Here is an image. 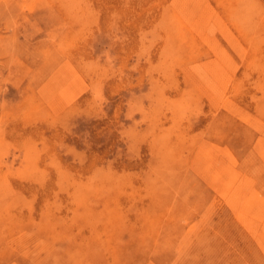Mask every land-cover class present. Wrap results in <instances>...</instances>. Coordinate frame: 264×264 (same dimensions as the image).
Here are the masks:
<instances>
[{
	"label": "rangeland",
	"instance_id": "rangeland-1",
	"mask_svg": "<svg viewBox=\"0 0 264 264\" xmlns=\"http://www.w3.org/2000/svg\"><path fill=\"white\" fill-rule=\"evenodd\" d=\"M0 60V264H264V0H0Z\"/></svg>",
	"mask_w": 264,
	"mask_h": 264
},
{
	"label": "bare ground",
	"instance_id": "bare-ground-1",
	"mask_svg": "<svg viewBox=\"0 0 264 264\" xmlns=\"http://www.w3.org/2000/svg\"><path fill=\"white\" fill-rule=\"evenodd\" d=\"M184 2H185V1H184ZM186 3H187V2H186ZM207 3H208V1H207ZM85 5H86V4H85ZM24 6H25V5H24ZM81 6H82V5H81ZM249 6H250V5H249ZM175 7H176V6H175ZM246 7H248V6H246ZM37 11H38V10H37ZM37 11H36V12H37ZM180 13H181V12H180ZM204 14H205V13H204ZM215 15H217L216 12H215ZM217 16H218V15H217ZM91 17H92V16H91ZM215 17H216V16H215ZM219 17H220V16H219ZM254 18H255V17H254ZM213 19H214V17H213ZM218 19H219V18H218ZM215 20H216V19H215ZM215 20H214V22H216L217 25H218L217 20H216V21H215ZM221 20H222V19H221ZM171 21H172V20H170V22H171ZM197 21H198V20H197ZM219 21H220V20H219ZM222 21H223V20H222ZM222 21H221V23H223ZM234 21H235V20H234ZM248 21H250V20H248ZM95 22H96V21H95ZM243 22H244V21H243ZM243 22H242V23H243ZM13 23H14V22H13ZM193 23H194V21H193ZM212 23H213V22H212ZM221 23H220V24H221ZM236 23H237V22H236ZM20 24H21V23H20ZM28 24H29V23H28ZM172 24H173V22H172ZM214 24H215V23H214ZM224 24H225V22H224ZM191 25H192V24H191ZM215 27H216V26H215ZM219 27H220V25H219ZM219 27H218V28H219ZM237 27L242 28V25L239 24V26H236V28H237ZM202 28H204V27H202ZM227 28H228V27H227ZM243 28H244V27H243ZM176 29H177V27H176ZM20 30H21V29H20ZM224 30H226V29H224ZM224 30H222V31H224ZM228 30H229V29H227L226 32H229ZM222 31H221V34H223ZM250 31H252V29H250ZM118 32H119V31H118ZM123 32H124V31H123ZM140 32H141V31H140ZM200 32H201V31H200ZM205 32H206V31H205ZM219 32H220V31H219ZM229 33H231V32H229ZM226 34H227V33H226ZM198 35H199V33H198ZM231 35H232V34H231ZM148 36H149V35H148ZM222 36H223V35H222ZM222 36H221V37H222ZM229 36H230V34H229ZM20 37H21V36H20ZM226 37H228V36L226 35ZM232 38H233V37H232ZM235 39H236V38H235ZM145 40H148V39H145ZM232 40H233V39H232ZM237 40H238V39H237ZM224 41H225V40H224ZM238 41H239V40H238ZM145 42H146V41H145ZM227 42H228V41H227ZM231 42H232V41H231ZM239 42H240V41H239ZM239 42H238V43H239ZM228 43H229V42H228ZM238 43H237V44H238ZM149 44H150V43H149ZM235 45H236V44H235ZM235 45H234V46H235ZM238 45H239V44H238ZM229 46H230V45H229ZM234 46L232 45L231 47H234ZM240 46H241V45H240ZM236 47H237V46H235V48H236ZM241 47H242V46H241ZM237 48H238V47H237ZM240 49H243V47L240 48ZM238 50H239V49H238ZM236 51H237V50H236ZM241 51H243V50H241ZM244 52H245V51H244ZM174 54H175V53H174ZM237 54H239V53H237ZM240 54H241V53H240ZM240 54H239V55H240ZM23 56H24V55H23ZM202 56H203V55H202ZM51 57H52V56H51ZM237 57H238V56H237ZM16 58L18 59V57H16ZM28 58H29V57H28ZM164 58H165V57H164ZM238 58H239V57H238ZM204 59H205V58H204ZM241 59H242V58H241ZM13 60H14V59H13ZM19 60H20V59H19ZM66 60H67V59H66ZM101 60H102V59H101ZM214 60H215V59H214ZM0 61H2V60H0ZM20 61H21V60H20ZM209 61H210V60H209ZM211 61H213V60H211ZM15 62L17 63V61H15ZM62 62H63V61H62ZM206 62H207V61H206ZM12 63L14 64V61H13ZM18 63H20V62H18ZM63 63H65V62H63ZM68 63H69V62H68ZM214 63H215V62H214ZM206 64H207V63H206ZM67 65H68V64H67ZM67 65H66V66H67ZM70 65H71V63H70ZM201 65H202V64H201ZM212 65H213V64H212ZM254 65H255V64H254ZM207 66H208V65H207ZM207 66H206V67H207ZM26 67H27V66H26ZM87 67H88V66H87ZM187 67H188V66H187ZM203 67H204V66H203ZM208 67H209V66H208ZM211 67H213V66H211ZM211 67H210V68H211ZM219 67H220V66H219ZM246 67H247V66H246ZM89 68H91V67H89ZM180 68H181V67H180ZM213 68H214V67H213ZM221 68H222V67H221ZM247 68H249V67H247ZM27 69H28V68H27ZM56 69H57V68H56ZM59 69H60V68H59ZM59 69H58V71H59ZM73 69H74V68H73ZM8 70H10V69H8ZM29 70H30V68H29ZM29 70H26L27 73H29V72H28ZM60 70H61V69H60ZM62 70H63V69H62ZM62 70H61V71H62ZM74 70H75V69H74ZM74 70H73V72H74ZM185 70H186V69H185ZM210 70H211V69H210ZM216 70H217V69H216ZM63 71H64V70H63ZM223 71H224V70H223ZM223 71H222V72H223ZM190 72H191V71H190ZM219 72H220V71H219ZM225 72H226V71H225ZM11 73H12V72H11ZM18 73H19V72H18ZM24 73H25V71H24ZM63 73H64V72H63ZM67 73H68V74L70 73L69 70H68ZM76 73H77V72H75V74H76ZM180 73H181V71H180ZM52 74H53V73H52ZM54 74H56V73H54ZM57 74H58V73H57ZM70 74H71V73H70ZM78 74H79V73H78ZM211 74H212V73H211ZM225 74H226V73H225ZM247 74H248V73H247ZM14 75H15V74H14ZM20 75H21V74H20ZM59 75H61V74H59ZM76 75H77V74H76ZM76 75H74V76H76ZM182 75H183V74H182ZM22 76H23V75H22ZM57 76H58V75H57ZM66 76H67V75H66ZM80 76H81V75H80ZM16 77H17V76H16ZM20 77H21V76H20ZM61 77H62V76H61ZM61 77H58V78H61ZM63 77H64V76H63ZM195 77H196V76H195ZM245 77H247V75H246ZM249 77H250V75H249ZM73 78H74V77H73ZM81 78H82V77H81ZM210 78H211V77H210ZM22 79H23V77H22ZM24 79H25V78H24ZM53 79H54V78H53ZM55 79H56V78H55ZM221 79H222V78H221ZM229 79H230V78H229ZM5 80H6V79H5ZM59 80H60V79H59ZM66 80H67V79H66ZM72 80H73V79H72ZM80 80H81V79H80ZM83 80H84V79H83ZM83 80H81V81L83 82ZM192 80H193V79H192ZM7 81H8V80H7ZM7 81H5V82H7ZM46 81H47V80H46ZM46 81H45V82H46ZM69 81H70V79H69ZM81 81H80V82H81ZM218 81H219V80H218ZM11 83H12V82H11ZM13 83H14V82H13ZM48 84H49V83H48ZM68 84H69V83H68ZM228 84H229V83H228ZM230 84H231V83H230ZM250 84H251V82H250ZM252 84H253V83H252ZM8 85H9V84H8ZM69 86H70V85H69ZM124 86H125V85H124ZM199 86H200V85H199ZM254 86H255V85H254ZM201 87H202V86H201ZM9 88H10V87H9ZM227 88H228V87H227ZM227 88H226V89H227ZM40 89H41V88H40ZM61 89H62V88H61ZM71 89H72V87H71ZM199 89H200V88H199ZM201 89H202V88H201ZM203 89H204V88H203ZM213 89H214V87H213ZM260 89H262V88H260ZM87 90H88V89H87ZM263 90H264V89H263ZM263 90H261V91H263ZM70 91H71V90H70ZM74 91H75V90H74ZM213 91H214V90H213ZM8 92H9V91H8ZM8 92H7V93H8ZM10 92H11V91H10ZM36 92H37V91H36ZM43 92H44V91H43ZM57 92H59V91H57ZM92 92H93V91H92ZM215 92H216V90H215ZM222 92H223V91H222ZM45 93H46V92H45ZM53 93H54V92H53ZM65 93H66V92H65ZM217 93H218V91H217ZM52 95H53V94H52ZM57 95H58V94H57ZM63 95H64V94H63ZM71 95H72V94H71ZM38 96H39V94H38ZM54 96H55V95H54ZM54 96H52V98H53ZM80 96H81V95H80ZM219 96H220V94H219ZM52 98H51V99H52ZM55 98H58V97L55 96ZM55 98H54V100H55ZM226 98H227V97H226ZM42 100H43V99H42ZM56 100H57V99H56ZM59 100H60V99H59ZM59 100H57V101H59ZM225 100H226V99H225ZM43 101H44V100H43ZM45 101H46V100H45ZM61 101H63V100H61ZM74 101H75V100H74ZM107 102H108V101H107ZM72 103H73V102H72ZM46 104H49V103H46ZM57 104H58V103H57ZM125 104H126V103H125ZM173 104H174V103H173ZM214 104H215V103H214ZM219 104L221 105V103H219ZM24 105H25V104H24ZM58 105H59V104H58ZM61 105H64V104H61ZM93 105H95V104H93ZM217 105H218V104H217ZM69 106H70V104H69ZM212 106H213V104H212ZM47 107H48V105H47ZM63 107H64V106H63ZM48 108H49V107H48ZM58 108L60 109V105H59ZM61 108H62V107H61ZM64 108H65V107H64ZM202 108H203V107H202ZM66 109H68V107H67ZM214 109H215V108H214ZM55 110H57V109H55ZM55 110H53L54 113H55ZM60 110H61V109H60ZM51 111H52V110H51ZM64 111H65V110H64ZM28 112H29V111H28ZM56 112H57V111H56ZM61 112H62V111H61ZM26 113H27V112H26ZM54 113H53V114H54ZM136 113H137V112H136ZM49 114H50V113H49ZM55 114H56V113H55ZM198 114H199V113H198ZM22 115H23V114H22ZM135 115H136V114H135ZM207 115H208V114H207ZM55 116H56V115H55ZM28 117H29V115H28ZM92 117H93V116H92ZM131 117H132V116H131ZM97 118H98V117H97ZM105 118H106V117H105ZM20 119H21V118H20ZM99 119H100V118H99ZM128 120H130V119H128ZM139 122H141V121H139ZM89 124H90V123H89ZM76 126H77V125H76ZM137 126H138V125H137ZM31 127H33V126H31ZM138 127H139V126H138ZM234 127H235V126H234ZM249 128H250V127H249ZM249 128H248V129H249ZM42 131H43V130H42ZM48 131H49V130H48ZM64 131H65V130H64ZM248 131H249V130H248ZM251 131H252V130H251ZM246 132H247V128H246ZM95 133H96V132H95ZM54 134H55V133H54ZM93 134H94V133H93ZM250 134H251V133H250ZM253 134H255V133H253ZM52 136H53V135H52ZM193 136H194V135H193ZM260 136H261V135H260ZM39 137H40V136H39ZM41 137H42V135H41ZM101 137H102V136H101ZM71 138H72V137H71ZM257 138H258V137H257ZM168 139H169V138H168ZM120 140H121V139H120ZM129 140H130V139H129ZM202 140H203V139H202ZM249 140H250V139H249ZM22 141H23V140H22ZM24 141H25V140H24ZM79 141H80V140H79ZM248 142H249V141H248ZM251 142H252V141H251ZM260 142H261V141H260ZM36 143H37V142H36ZM22 144H23V143H22ZM37 145H38V144H37ZM119 145H120V144H119ZM225 145H226V144H225ZM248 145H250V144H248ZM136 146H137V145H136ZM263 146H264V145H263ZM243 147H244V146H243ZM247 147H248V146H247ZM247 147H246V148H247ZM250 147H251V146H250ZM79 149H80V148H79ZM89 149H90V148H89ZM248 149H249V147H248ZM252 149H253V147H252ZM254 149H255V148H254ZM261 149H263V148L261 147ZM205 150H206V149H205ZM212 150H213V149H212ZM245 151H246V150H245ZM249 151H250V150H249ZM258 151H259V150H258ZM196 152H197V151H196ZM215 152H216V151H215ZM256 152H257V151H256ZM259 152H260V151H259ZM43 153H44V152H43ZM246 153H247V152H246ZM263 153H264V152H263ZM259 154H260V153H258V155H259ZM261 154H262V153H261ZM244 155H245V154H244ZM262 155H263V154H262ZM48 156H49V155H48ZM242 156H243V155H242ZM120 157H121V156H120ZM262 157H263V156H262ZM93 158H94V157H93ZM93 158H91V159H93ZM163 158H164V157H163ZM75 159H76V157H75ZM117 159H118V158H117ZM200 159H201V158H200ZM220 159H221V158H220ZM133 160H134V159H133ZM241 160H242V159H241ZM16 161H17V160H16ZM123 161H124V160H123ZM125 161H126V160H125ZM22 162H23V161H22ZM104 162H105V161H104ZM240 162H241V161H240ZM49 163H50V162H49ZM51 167H52V166H51ZM136 167H137V166H136ZM128 169H129V168H128ZM2 170H3V169H2ZM157 170H158V169H157ZM198 170H199V169H198ZM200 170H201V169H200ZM245 170H246V169H245ZM246 171H247V170H246ZM251 171H252V169H251ZM251 171H250V172H251ZM263 171H264V169H263ZM263 171H262V172H263ZM129 172H130V171H129ZM248 172H249V170H248ZM245 173H246V172H245ZM251 174H252V173H251ZM251 174H249V175H251ZM136 175H137V174H136ZM254 175H255V174H254ZM252 176H253V175H252ZM257 176H258V175H257ZM249 177H250V176H249ZM255 178H256V177H255ZM252 179H253V178H252ZM162 180H163V179H162ZM254 181H256V180H254ZM30 184H31V183H30ZM90 185H91V184H90ZM254 185H256V184H254ZM254 185H253V186H254ZM71 187H72V186H71ZM261 188H262V187H261ZM262 189H263V188H262ZM250 191H251V190H250ZM263 191H264V190H263ZM261 192H262V191H261ZM175 193H176V191H175ZM249 193H250V192H249ZM249 193H248V194H249ZM43 194H44V193H43ZM59 194H60V193H59ZM69 194H70V193H69ZM96 195H97V194H96ZM2 196H3V195H2ZM2 196H1V197H2ZM66 196H67V195H66ZM70 196H71V195H70ZM246 198H247V197H246ZM58 199H59V198H58ZM91 201H92V200H91ZM244 201H245V200H244ZM68 202H69V201H68ZM92 204H93V203H92ZM93 205H94V204H93ZM98 206H99V205H97L96 208H98ZM100 206H101V205H100ZM241 206H242V205H241ZM52 208H53V206H52ZM61 210H62V209H61ZM124 211H125V210H124ZM55 212H56V211H55ZM239 212H240V211H239ZM239 212H238V213H239ZM13 213H14V212H13ZM22 215H24V214H22ZM241 215H242V214H241ZM243 216H244V215H243ZM246 217H247V216H246ZM21 218H22V217H21ZM244 218H245V217H244ZM247 218H249V217H247ZM23 219H25V218H23ZM23 219H22V220H23ZM50 219H51V218H50ZM63 219H65V218H63ZM245 219H246V218H245ZM35 221H36V220H35ZM25 222H26V221H25ZM123 222H124V221H123ZM255 222H256V221H255ZM194 225H195V224H194ZM257 225H258V224H257ZM196 227H197V226H196ZM198 227H199V226H198ZM81 228H82V227H81ZM43 229H44V228H43ZM189 229H190V228H189ZM193 229H195V228H193ZM74 230H75V229H74ZM82 230H83V229H82ZM78 231H79V230H78ZM191 231H192V230H190V232H191ZM194 231H195V230H194ZM197 231H198V230H197ZM199 231H200V229H199ZM257 231H258V229H257ZM191 233H192V232H191ZM193 233H194V232H193ZM20 234H21V233H20ZM78 234H79V233H78ZM188 234H189V232H188ZM195 234H196V233H195ZM24 235H25V234H24ZM24 235H23V236H24ZM27 235H28V234H27ZM29 235H31V234H29ZM91 235H92V234H91ZM189 235H190V234H189ZM189 235H187L186 237H188ZM193 235H194V234H193ZM249 235H250V234H249ZM194 236H195V235H194ZM20 237H21V236H20ZM263 237H264V236H263ZM22 238H23V237H22ZM70 238H71V237H70ZM74 238H75V237H74ZM190 238H191V237H190ZM193 238H194V237H193ZM193 238H192V239H193ZM38 239H40V238H38ZM78 239H79V238H78ZM184 239H185V238H184ZM186 239H187V238H186ZM17 240H19V239H16L15 241H17ZM26 240H27V239H26ZM36 240H37V239H36ZM36 240H35V241H36ZM67 240H68V239H67ZM182 240H183V238H182ZM188 240H190V242H192L191 239L188 238ZM199 240H200V239H199ZM6 241H7V240H6ZM59 241H60V240H59ZM185 241H186V240H185ZM185 241H184V242H185ZM239 241H240V240H239ZM179 242H180V241H179ZM186 242H187V241H186ZM186 242H185V243H186ZM188 242H189V241H188ZM31 243H32V241H31ZM31 243H30V244H31ZM58 243H59V242H58ZM61 243H62V242H61ZM64 243H65V242H64ZM87 243H88V242H87ZM185 243H184V244H185ZM13 244H14V243H13ZM23 244H24V243H23ZM55 244H56V242H55L53 245H55ZM181 244H182V242H181ZM181 244L179 243V245H181ZM10 245H11V244H10ZM21 245H22V243H21ZM28 245H29V242H28L27 246H28ZM51 245H52V244H51ZM186 245H187V244H186ZM87 246H88V245H87ZM181 246H182V245H181ZM188 246H189V245H187V247H188ZM11 247H12V246H11ZM13 247H15V246H13ZM23 247H24V246H23ZM85 247H86V246H85ZM177 247H178V246H177ZM29 248H30V247H29ZM14 250H17V249H14ZM25 250H26V249H25ZM97 250H98V249H97ZM176 250H177V249H176ZM40 251H41V250H40ZM181 251H182V250H181ZM181 251H180V252H181ZM183 251H185V250H183ZM17 252H18V251H17ZM22 252H23V251H22ZM19 253H21V252H19ZM23 253H25V251H24ZM40 253H41V252H40ZM105 253H106V252H105ZM178 253H179V252H178ZM181 254H182V253H181ZM20 255H21V254H20ZM177 255H178V254H177ZM177 255H176V257H177ZM33 256H34V255H33ZM181 256H182V255H181ZM242 257H243V256H242ZM109 258H110V257H109ZM179 258H180V257H179ZM103 261H104V260H103ZM172 262H173V261H172ZM172 262H171V263H172ZM175 262H176V261H175ZM149 264H150V263H149Z\"/></svg>",
	"mask_w": 264,
	"mask_h": 264
}]
</instances>
